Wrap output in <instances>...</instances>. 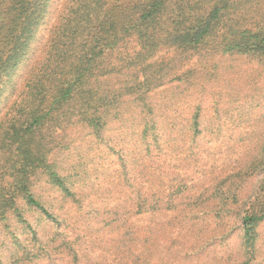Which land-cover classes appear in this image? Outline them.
Here are the masks:
<instances>
[{
    "label": "rangeland",
    "instance_id": "rangeland-1",
    "mask_svg": "<svg viewBox=\"0 0 264 264\" xmlns=\"http://www.w3.org/2000/svg\"><path fill=\"white\" fill-rule=\"evenodd\" d=\"M71 1L53 0L0 99L4 193L13 194L5 175L12 159L1 141L31 103ZM245 6L248 20L264 26V0ZM138 49L130 37L107 50L104 63L125 72L100 75L97 85L111 94L130 80ZM143 67L137 78L148 80L146 101L123 98L105 112L100 133L82 121L54 137L57 125L42 130L55 146L48 160L68 176L74 196L38 173L32 190L57 221L18 196L24 220L15 209L0 216V264H264V221L249 243L242 219L264 176V61L212 44L164 47Z\"/></svg>",
    "mask_w": 264,
    "mask_h": 264
},
{
    "label": "trees",
    "instance_id": "trees-1",
    "mask_svg": "<svg viewBox=\"0 0 264 264\" xmlns=\"http://www.w3.org/2000/svg\"><path fill=\"white\" fill-rule=\"evenodd\" d=\"M53 0H0V99L31 52ZM254 0H72L60 32L53 42L48 65L38 71L20 114L11 120L1 141L9 153L13 194L0 188V216L15 209L18 196L49 218L56 216L36 196L33 179L45 173L49 181L66 195L74 196L68 176L48 160L53 139L41 138L46 126H56L53 137L68 125L82 121L95 133L104 128V114L117 109L123 98L133 93L145 102L148 80L138 81L137 70L162 48L197 51L214 44L224 55H249L264 61V26L245 16ZM134 37L139 49L133 60L132 78L109 94L97 84L100 75H118L123 66L104 63L107 50ZM126 65V66H128ZM139 67V68H138ZM141 67V68H140ZM138 68V69H137ZM148 73V72H147ZM156 72H149L147 79ZM75 124V123H74ZM264 153V146H263ZM256 202L243 216L247 242L255 237V227L264 221V176Z\"/></svg>",
    "mask_w": 264,
    "mask_h": 264
}]
</instances>
